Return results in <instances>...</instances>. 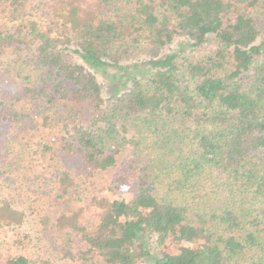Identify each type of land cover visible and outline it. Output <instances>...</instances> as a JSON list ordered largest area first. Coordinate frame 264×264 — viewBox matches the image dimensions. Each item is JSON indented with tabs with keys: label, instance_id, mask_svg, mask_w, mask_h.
Returning <instances> with one entry per match:
<instances>
[{
	"label": "trees",
	"instance_id": "trees-1",
	"mask_svg": "<svg viewBox=\"0 0 264 264\" xmlns=\"http://www.w3.org/2000/svg\"><path fill=\"white\" fill-rule=\"evenodd\" d=\"M39 1L45 18L0 0V127L59 142L0 139L3 264H58L25 252L29 199L63 205L41 223L65 262L264 264V0ZM209 35L210 55L161 53ZM7 50L27 71L19 86ZM140 55L147 72L105 104L90 69Z\"/></svg>",
	"mask_w": 264,
	"mask_h": 264
},
{
	"label": "rangeland",
	"instance_id": "rangeland-1",
	"mask_svg": "<svg viewBox=\"0 0 264 264\" xmlns=\"http://www.w3.org/2000/svg\"><path fill=\"white\" fill-rule=\"evenodd\" d=\"M37 3L40 7H38ZM29 6H35L33 14H38L42 18L46 16L48 13L44 14L43 9H47L46 3L40 2L39 0H29ZM36 7H38L36 9ZM49 10V9H47ZM0 23L3 24L2 18H0ZM217 48V41L213 35L207 36L206 40L201 45H193V43H187L183 39V37H177L170 45L166 46L165 49L161 52L162 54L167 53H176L180 56H186L188 58H201L205 55L212 54L215 49ZM71 50V52H70ZM69 50L70 59L77 62L79 61L78 57L75 53L72 52L73 48ZM21 54L14 51V50H7L5 54L1 57V67L5 70L4 78L11 84L19 86L22 84L21 77L19 74L24 75L27 73L26 69L24 68L23 64L21 63ZM147 60L144 55L136 56L135 58H131L127 61H122L121 66L122 68H118L115 66H108L99 69H90L96 79L101 85L102 96L105 100V104H108L111 100H113L118 94L125 92L130 86V79L134 76H142L147 72V65H145L144 61ZM23 66V67H22ZM228 67V66H227ZM230 68V66H229ZM225 71H221V75L223 76ZM36 120L39 121V118L36 117ZM0 127V139L5 141L9 136L12 135V132L9 128H2ZM1 132H4L1 134ZM1 135L5 137L4 139L1 138ZM44 135H47L49 140H51L54 150L57 148V143L59 142L57 139V135L53 132H45L43 130H38L37 132H32L30 134H17L15 133L12 135L14 139L16 138L17 141L23 142L24 140L31 141L37 140ZM11 147V146H9ZM1 148V144H0ZM7 152H5L6 154ZM2 153L0 152V155ZM128 151L124 150L118 157L120 161V165L125 159L128 157ZM7 159V158H5ZM5 159L4 155L0 156V169L5 167ZM118 166L115 169H110L107 174L112 176L114 173L121 170V166ZM95 181L98 183L103 182L100 177H95ZM63 210V205L60 204L59 201L43 199L34 201L29 199L27 202L24 213L25 218L24 222L21 227L18 229L20 231H26L31 234L32 237V247H30L29 251H25L26 254L33 255H43L44 257H49L53 259L58 264H74L70 262H65L59 259L58 255L55 251V245L53 240H51L44 229H42L41 219L48 218L50 221H54L56 217L60 214ZM85 221H89L88 217H85ZM12 229L10 227H5L0 229V264H3V247L10 243L12 237ZM157 236H151L150 245L151 248H155L156 246ZM13 250L15 248H12ZM18 253L21 251L17 250ZM24 252V251H23ZM34 255V256H36Z\"/></svg>",
	"mask_w": 264,
	"mask_h": 264
}]
</instances>
